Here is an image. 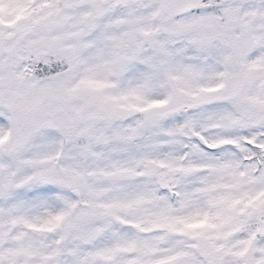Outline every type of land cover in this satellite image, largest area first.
I'll list each match as a JSON object with an SVG mask.
<instances>
[{
    "label": "snow or ice",
    "instance_id": "6c2138e0",
    "mask_svg": "<svg viewBox=\"0 0 264 264\" xmlns=\"http://www.w3.org/2000/svg\"><path fill=\"white\" fill-rule=\"evenodd\" d=\"M0 264H264V0H0Z\"/></svg>",
    "mask_w": 264,
    "mask_h": 264
}]
</instances>
